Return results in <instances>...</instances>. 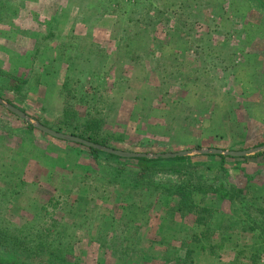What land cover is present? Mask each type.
<instances>
[{"label": "rangeland", "instance_id": "obj_1", "mask_svg": "<svg viewBox=\"0 0 264 264\" xmlns=\"http://www.w3.org/2000/svg\"><path fill=\"white\" fill-rule=\"evenodd\" d=\"M248 37L264 39V0H0V98L125 152L260 149L264 126L248 120L236 63L222 58ZM196 39L235 49L207 46L204 61ZM52 242L67 263L48 255ZM0 263L264 264V150L143 173L0 105Z\"/></svg>", "mask_w": 264, "mask_h": 264}, {"label": "crops", "instance_id": "obj_2", "mask_svg": "<svg viewBox=\"0 0 264 264\" xmlns=\"http://www.w3.org/2000/svg\"><path fill=\"white\" fill-rule=\"evenodd\" d=\"M195 27L197 29L202 28L199 24H195ZM235 42V39H226L224 43L220 39H212L209 44L196 39L193 46L194 49L198 47L200 51L199 55L202 60L206 61L210 59L205 55L207 46L208 48L210 47L209 51L214 54L215 52L222 51L224 46L227 48L232 46L235 49ZM225 43L226 45H224ZM242 44L243 46H239L238 44V48L234 51V54L229 53L228 55L226 54V57L223 56L222 58L226 60L233 58L234 63H236L233 72L230 73V85L233 83L234 90L236 88L240 90L238 91L241 92L239 93L238 100L242 101V107H244L242 109L249 118L248 120H253L254 124H259L258 126L262 127L264 126V39L248 37L242 41ZM220 46L223 48L222 50H220ZM179 74H181L180 71L178 77L181 76ZM234 79H237V84ZM181 88L185 90V85H182ZM198 97H196L197 101L204 104L208 102L204 96L199 99ZM258 117L259 122H254L255 118Z\"/></svg>", "mask_w": 264, "mask_h": 264}, {"label": "water", "instance_id": "obj_3", "mask_svg": "<svg viewBox=\"0 0 264 264\" xmlns=\"http://www.w3.org/2000/svg\"><path fill=\"white\" fill-rule=\"evenodd\" d=\"M0 105L3 106L5 109H7L13 115H16L18 118L25 121L29 125H31L32 127L36 128L37 130L41 131L42 133L54 139L66 141L69 143H76V144L83 145L88 148H94V149L100 150L101 152L106 153V154H112V155H115L121 158H126V159H135V158H148V159H159V158L170 159L171 158V159H174L176 157H188L190 155H193L194 153H198L200 155H218V156H228V157H233V158H244V157H248L253 154H256L261 150H264V147L260 149H253V150L241 151V152L211 149V150L185 151V152H179V153L157 154V155L125 152V151L116 150L110 147L97 145L95 143H92L90 141L84 140L79 137H75L72 135H67V134L60 133L58 131H54L53 129H50L44 126L39 121L29 116L27 113L21 111L20 109H18L17 107L9 103L8 101L1 99V98H0Z\"/></svg>", "mask_w": 264, "mask_h": 264}, {"label": "trees", "instance_id": "obj_4", "mask_svg": "<svg viewBox=\"0 0 264 264\" xmlns=\"http://www.w3.org/2000/svg\"><path fill=\"white\" fill-rule=\"evenodd\" d=\"M15 79V78H14ZM19 78L17 77L16 80H18ZM72 107L69 105V103L66 104V109H65V117H70V115L72 114ZM76 115V114H75ZM16 116V115H15ZM86 125L88 126V129L89 130H92L93 132L97 131L98 129L100 130L101 127H102V122L91 116V115H88L87 119H86ZM28 124V123H27ZM88 141L92 142V143H95L97 145H102V146H105L107 147L108 144H107V141L106 140H100V139H93L91 137H89L87 139ZM89 150L91 151V153L93 154H106V153H103L101 152L100 150H97V149H94V148H89ZM106 156L110 157V158H115V159H118V160H121L123 158L121 157H118V156H115V155H112V154H106ZM132 161H136L137 162V166L142 170L143 173L147 172V171H155V169L159 168L162 164V162H185L188 160V157H176L174 159H162V158H159V159H148V158H135V159H130ZM62 167H66L65 164L62 165V160H61V163H60V167L59 168H62ZM57 172V170H56ZM54 172V174L56 173ZM54 180H52L51 182V185L52 187H54ZM55 197V196H54ZM54 200V198H52L50 201ZM47 205L44 206V209ZM41 235H39L38 237V246H41L43 245V238L40 237ZM46 244V243H45ZM59 246V245H58ZM48 247V250H49V253L48 255L52 258H55L56 260L62 262V263H67L69 261L68 257H67V252H65V255L64 252H61V249L59 248H56L54 243H49L47 245Z\"/></svg>", "mask_w": 264, "mask_h": 264}]
</instances>
